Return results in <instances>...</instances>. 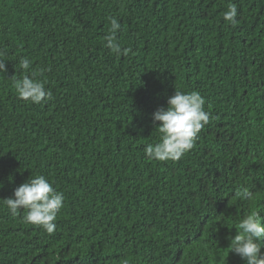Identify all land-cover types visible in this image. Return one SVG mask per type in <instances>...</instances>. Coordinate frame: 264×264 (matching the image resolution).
<instances>
[{"label": "trees", "instance_id": "obj_1", "mask_svg": "<svg viewBox=\"0 0 264 264\" xmlns=\"http://www.w3.org/2000/svg\"><path fill=\"white\" fill-rule=\"evenodd\" d=\"M0 51V198L35 175L65 196L51 234L0 206V264H245L229 244L264 217V0H0ZM24 75L52 99L18 98ZM175 90L210 122L178 161L149 160Z\"/></svg>", "mask_w": 264, "mask_h": 264}, {"label": "clouds", "instance_id": "obj_2", "mask_svg": "<svg viewBox=\"0 0 264 264\" xmlns=\"http://www.w3.org/2000/svg\"><path fill=\"white\" fill-rule=\"evenodd\" d=\"M237 7L230 4L223 13V20L235 24ZM110 31L105 36V47L117 55H128L130 48H121L116 42V34L120 23L115 17H110ZM4 52L0 51V75L6 72ZM31 61L27 57L19 60V69L28 71ZM15 92L23 101L40 104L52 99V93L45 83L30 75H24L13 81ZM205 101L197 91L184 92L175 90L168 97L166 107L158 108L152 114V120L158 133L157 142L148 143L144 154L149 160L160 162L178 161L194 147L200 131L209 124L211 115L204 107ZM2 187V185H0ZM236 195L241 200H248L252 192L246 187H239ZM65 196L57 191L43 176L35 175L28 178L13 190L10 197L0 198V206H4L13 215L24 212L23 221L42 228L51 234L56 228L57 214L63 207ZM264 217L258 212L242 218L239 222L240 231L231 238L229 249L239 256L245 264H264Z\"/></svg>", "mask_w": 264, "mask_h": 264}]
</instances>
